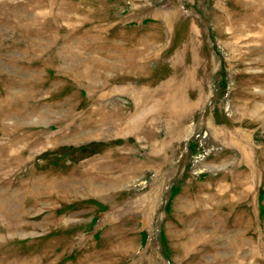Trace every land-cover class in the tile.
<instances>
[{"label": "rangeland", "instance_id": "rangeland-1", "mask_svg": "<svg viewBox=\"0 0 264 264\" xmlns=\"http://www.w3.org/2000/svg\"><path fill=\"white\" fill-rule=\"evenodd\" d=\"M0 264H264V0H0Z\"/></svg>", "mask_w": 264, "mask_h": 264}]
</instances>
